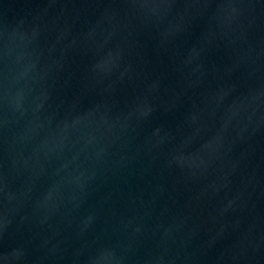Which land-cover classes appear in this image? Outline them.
Instances as JSON below:
<instances>
[{
    "label": "water",
    "instance_id": "water-1",
    "mask_svg": "<svg viewBox=\"0 0 264 264\" xmlns=\"http://www.w3.org/2000/svg\"><path fill=\"white\" fill-rule=\"evenodd\" d=\"M0 264H264V0H0Z\"/></svg>",
    "mask_w": 264,
    "mask_h": 264
}]
</instances>
